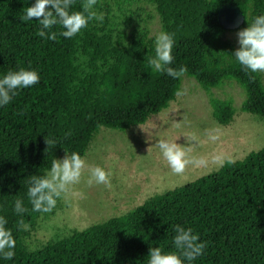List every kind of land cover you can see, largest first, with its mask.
<instances>
[{"label":"trees","instance_id":"16d2710c","mask_svg":"<svg viewBox=\"0 0 264 264\" xmlns=\"http://www.w3.org/2000/svg\"><path fill=\"white\" fill-rule=\"evenodd\" d=\"M144 1L155 11L161 29L174 33L170 66L186 67L185 75L205 91L236 83L244 97L240 111L264 121V73L245 71L230 56L239 46L227 37L264 14V0ZM34 2L0 0V76L19 68L40 74L37 85L19 90L0 108V215L7 218L17 241L15 257L4 264H147L149 248L174 250L175 225L191 227L207 244L194 264H264V149L154 196L127 215L27 251L24 239L43 214L33 212L27 201L29 176L44 175L52 159L65 151L85 157L101 128L124 132L144 125L167 109L181 88V78L149 67L148 59L155 55L150 32L136 30L127 39L112 27L107 0H98L95 9L103 13V22L92 21L79 35H57L55 41L38 35L36 18L19 20ZM84 2L76 0L73 10H82ZM228 4L245 16L234 31L218 22L219 10ZM53 31L59 33V26ZM210 106L219 125L233 121L231 99L211 100ZM50 138L57 141L54 149H47ZM16 198H24L28 209L23 215L27 230H17L21 217L12 210Z\"/></svg>","mask_w":264,"mask_h":264},{"label":"rangeland","instance_id":"374dc122","mask_svg":"<svg viewBox=\"0 0 264 264\" xmlns=\"http://www.w3.org/2000/svg\"><path fill=\"white\" fill-rule=\"evenodd\" d=\"M107 1L112 27L127 39L136 30L145 29L151 37L162 30L158 16L144 0ZM236 33L227 37L238 47ZM180 91L184 94L176 95L167 109L144 125L124 132L99 130L84 158L89 166H101L110 173V186H89L85 169L81 182L58 201L56 208L41 214L35 231L24 239L27 251L41 250L50 241L67 239L74 232L127 215L154 196L217 173L222 167L217 156L237 162L264 149V121L240 111L244 97L236 83L205 91L184 75ZM228 99L233 101L236 114L228 126H221L212 118L210 102ZM161 139L182 146L189 160L202 159L205 163H189L183 174L173 173L156 146Z\"/></svg>","mask_w":264,"mask_h":264},{"label":"clouds","instance_id":"9594fccd","mask_svg":"<svg viewBox=\"0 0 264 264\" xmlns=\"http://www.w3.org/2000/svg\"><path fill=\"white\" fill-rule=\"evenodd\" d=\"M76 0H35L31 6L24 9L19 17L23 22L33 21L39 24L38 35L46 40L57 39V35L71 39L86 29L90 22H103V15L95 9L98 0H85L81 5L82 10H73ZM247 22V21H246ZM59 26L57 33L53 29ZM239 47L230 55L245 70L250 73H264V14L256 15L247 27L236 33ZM174 33L159 31L154 36L155 55L148 59L149 67L157 73H164L172 79H179L187 73L186 67L175 69L171 67L174 56ZM40 82V74L33 68H19L9 70L0 76V108L9 105L19 90L31 88ZM177 91V95H183ZM212 139H216L213 137ZM47 149H54L57 141H45ZM163 159L175 174H183L189 163L204 164V160L192 161L187 157L185 149L166 139L156 143ZM216 161L220 166L232 164L235 161L226 156H217ZM87 169L89 186H110V173L101 166H89L86 159L76 151L67 152L61 159L53 158L51 167L44 175H30L26 181V197L31 205V210L37 213L52 212L59 200L63 199L69 190L79 184ZM75 195H82L74 193ZM13 212L21 217L17 230H27L23 215L28 211L24 198H16L12 204ZM8 220L0 215V264L12 261L16 255L17 241L13 231L9 228ZM172 248L165 251L161 247H151L147 255V264H194L204 255L206 242L201 241L199 234L191 227L175 225L173 228ZM31 251V249H29Z\"/></svg>","mask_w":264,"mask_h":264},{"label":"water","instance_id":"95a60500","mask_svg":"<svg viewBox=\"0 0 264 264\" xmlns=\"http://www.w3.org/2000/svg\"><path fill=\"white\" fill-rule=\"evenodd\" d=\"M244 21L243 12L234 4L223 6L218 12L220 26L228 31L239 29L244 24Z\"/></svg>","mask_w":264,"mask_h":264}]
</instances>
